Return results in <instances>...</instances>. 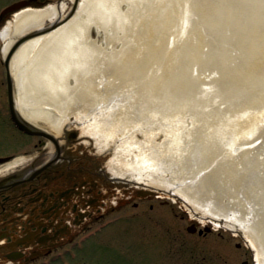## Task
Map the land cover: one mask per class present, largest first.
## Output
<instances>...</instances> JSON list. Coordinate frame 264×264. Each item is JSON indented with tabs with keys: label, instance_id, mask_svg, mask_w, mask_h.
<instances>
[{
	"label": "water",
	"instance_id": "water-1",
	"mask_svg": "<svg viewBox=\"0 0 264 264\" xmlns=\"http://www.w3.org/2000/svg\"><path fill=\"white\" fill-rule=\"evenodd\" d=\"M56 15L12 16L16 123H82L98 167L134 183L127 203L136 187L153 191L241 236L264 264V0H79L68 20Z\"/></svg>",
	"mask_w": 264,
	"mask_h": 264
},
{
	"label": "flooded vegetation",
	"instance_id": "flooded-vegetation-1",
	"mask_svg": "<svg viewBox=\"0 0 264 264\" xmlns=\"http://www.w3.org/2000/svg\"><path fill=\"white\" fill-rule=\"evenodd\" d=\"M78 2L35 0L30 6L55 8L56 19L68 20ZM6 101L12 126L22 141L32 142V149L24 151L23 156H0L8 159L0 162V264H50L53 256H60H55L57 253L77 244L75 238L90 223L113 211L118 202L127 203L134 183L107 176L98 167L99 146L82 123H64L56 133L20 121L17 126L10 99ZM136 195L139 201L159 198L149 190L141 192L138 187ZM193 225L198 236L214 232L209 226L203 229ZM233 247L244 256L238 264H258L250 243H235Z\"/></svg>",
	"mask_w": 264,
	"mask_h": 264
},
{
	"label": "rangeland",
	"instance_id": "rangeland-1",
	"mask_svg": "<svg viewBox=\"0 0 264 264\" xmlns=\"http://www.w3.org/2000/svg\"><path fill=\"white\" fill-rule=\"evenodd\" d=\"M20 1L25 0H0V15ZM12 16L0 18L1 157L23 156L24 151L32 149V142L22 141L12 126L7 111L2 33L12 22ZM193 223L214 228L213 224L195 219L175 202L161 198L139 201L134 197L115 215L75 238L77 244L57 253L55 256H60H53L50 264H238L244 258L233 247L245 242L241 236L221 227L203 236L190 234L186 228Z\"/></svg>",
	"mask_w": 264,
	"mask_h": 264
},
{
	"label": "bare ground",
	"instance_id": "bare-ground-1",
	"mask_svg": "<svg viewBox=\"0 0 264 264\" xmlns=\"http://www.w3.org/2000/svg\"><path fill=\"white\" fill-rule=\"evenodd\" d=\"M2 38L4 39V46L2 48V58L8 57L14 43V34H13V22H10L7 25V28L2 33ZM214 228L218 226L213 225ZM219 228V227H218Z\"/></svg>",
	"mask_w": 264,
	"mask_h": 264
}]
</instances>
